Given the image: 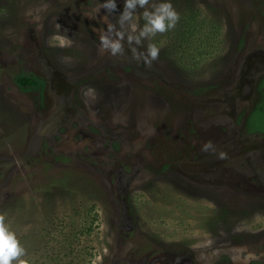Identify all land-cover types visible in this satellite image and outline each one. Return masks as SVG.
<instances>
[{"label":"rangeland","instance_id":"1","mask_svg":"<svg viewBox=\"0 0 264 264\" xmlns=\"http://www.w3.org/2000/svg\"><path fill=\"white\" fill-rule=\"evenodd\" d=\"M104 2L0 0V214L22 259L264 264V0H169L215 45L182 55L175 27L138 46L150 65L100 51L123 7Z\"/></svg>","mask_w":264,"mask_h":264},{"label":"clouds","instance_id":"2","mask_svg":"<svg viewBox=\"0 0 264 264\" xmlns=\"http://www.w3.org/2000/svg\"><path fill=\"white\" fill-rule=\"evenodd\" d=\"M100 8L111 15L117 11L116 0H105ZM137 9L143 10L141 15L144 24L139 28L132 23ZM99 10L98 8L97 12ZM179 20L180 15L169 0L160 3H151V0H123V7L119 11L117 21L119 27L109 23L107 29L99 35L100 51L107 52L113 57L122 56L126 42L134 60H142L145 64L150 65L159 58L160 49L156 44L148 43L145 51L140 52L138 46L142 45L145 40L154 38L157 34H164L174 29ZM212 147L211 142H208L203 146L202 151H208ZM218 158L224 159L226 154L221 152ZM25 254L26 250L20 244L16 234L5 223V216L0 214V264H13V261H16L17 264H27V261L22 259ZM252 259H259V257L254 253H248L244 258V264H248V261Z\"/></svg>","mask_w":264,"mask_h":264},{"label":"trees","instance_id":"3","mask_svg":"<svg viewBox=\"0 0 264 264\" xmlns=\"http://www.w3.org/2000/svg\"><path fill=\"white\" fill-rule=\"evenodd\" d=\"M176 28L179 30L178 32V39H177V45L176 48L179 47V53L182 55L186 53L185 48L188 47L190 43V52L193 55L200 56L204 54H209L211 52V49L213 47V44L211 46L210 43H207L205 41V34H203V20H198L196 13L191 14H184L181 15L179 22L176 25ZM214 32L213 29L208 31L209 34H212ZM201 34L198 38V35ZM186 38H189L190 40H187ZM183 58V56H181ZM14 84L21 90H38L42 86V81L37 79L34 76H25V75H16L14 77ZM259 112L264 114V100L260 104V106L257 108Z\"/></svg>","mask_w":264,"mask_h":264}]
</instances>
